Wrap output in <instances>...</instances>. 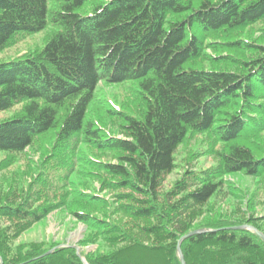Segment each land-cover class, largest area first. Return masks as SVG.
<instances>
[{
  "label": "trees",
  "instance_id": "obj_1",
  "mask_svg": "<svg viewBox=\"0 0 264 264\" xmlns=\"http://www.w3.org/2000/svg\"><path fill=\"white\" fill-rule=\"evenodd\" d=\"M259 23L264 0H0V52L21 37L54 28L39 51L0 63V113L23 104L15 117L0 121V153L20 154L42 137L54 139L52 156L38 173L39 189L23 199L14 192L6 202L0 199V219L10 223L0 236L17 237L61 206L54 195L70 194L81 162L72 142L80 141L116 154V162L93 163L119 178L111 187L127 188L121 197L133 204L121 208L152 220L140 229L155 245L123 232L119 238L134 243L126 247L132 253L126 261L122 252L107 256V264H140L131 247L146 249L158 264H182L178 243L191 231V213L221 190L222 177L264 174V150L248 143L264 131V44L228 43L254 54L238 57L221 55L220 43H207ZM209 47L220 54L208 53ZM130 81L138 85L141 109L131 114L111 104L122 135L112 136L90 118V107L101 82ZM190 132H210L229 146L219 165L187 170L164 192ZM87 200L100 202L98 196ZM198 230L181 243L187 264H264V240L257 233L225 225ZM40 255L13 254L0 242V264H81L75 255L61 262L55 261L57 252Z\"/></svg>",
  "mask_w": 264,
  "mask_h": 264
},
{
  "label": "rangeland",
  "instance_id": "obj_2",
  "mask_svg": "<svg viewBox=\"0 0 264 264\" xmlns=\"http://www.w3.org/2000/svg\"><path fill=\"white\" fill-rule=\"evenodd\" d=\"M87 9H91L90 4ZM53 30V26L50 25L44 30L16 40L0 52V63L39 51ZM237 41H255L258 44H264V23L242 31L217 35L209 38L207 43L222 44L223 53L221 55L223 56L250 57L254 55L252 52L246 54L245 51L228 47L230 43ZM207 52L214 56L220 54L212 51L210 47ZM209 65L208 62L204 63L207 68H210ZM222 68H228V66L222 64ZM138 93L136 82L130 81L123 84L101 82L96 91L95 100L90 107V118L108 134L121 137L122 135L119 133L121 123L109 113V108L113 107L111 104L119 105L122 109H127L129 113L137 114L141 109ZM22 107L23 104H20L11 110L1 112L0 121L15 117L21 112ZM53 141L54 139L49 135L38 139L32 147L27 148L23 153L16 155L0 153V164L5 165L0 172V199L3 200L2 202H6L5 199L11 192L23 199L28 193L39 189L38 173L52 156ZM245 142L248 141L242 143ZM248 143L264 150V131L251 137ZM72 144L75 147V149L72 147L76 153L75 158L81 162L76 164L71 177L68 197L64 194V190L58 191L54 197L60 201L59 208L47 214L17 237L10 235V238L5 240L3 236H0V242L3 241L11 253L24 254L23 257L29 258L37 254L44 257L57 252L59 256L55 261L61 262V259L66 260L69 256L75 255L81 264H90V259L97 264H107L106 257L112 254L118 255L119 252H122L123 260L126 261L127 253H132L128 252L126 247H129L130 243L133 245L134 243L121 242L119 237L123 232L136 236L142 245H155V242L140 229L151 224L152 220L134 218L128 207L121 208V205L133 204L128 199L121 197L128 191L127 188L111 187V183L119 178L110 176L93 163V161L116 162V154L96 150L91 145L80 141L72 142ZM228 146L219 142L210 132L202 134L190 132L176 152V169L167 176L163 191L170 190L187 170L201 171L219 165L221 153L226 152ZM222 181L221 190L207 204L191 213L194 222L190 232L198 230V228L225 225L229 228L250 230L254 233H256L254 231L256 229L264 235V174L254 177L244 172H235L225 174ZM81 192L86 194L84 198H81ZM91 196H98L100 202H89L87 199ZM76 212L92 217L95 222L79 219ZM97 221L102 224H97ZM9 224L5 219H0V233ZM107 226H118L121 231L109 234L105 230ZM243 226L254 229H244ZM260 238L264 240L262 237ZM135 246L137 245L135 244ZM129 249H133L137 255H141L142 262L140 264H148V262L158 264L159 262L155 261L154 257H148L144 248H142L144 251L135 247Z\"/></svg>",
  "mask_w": 264,
  "mask_h": 264
},
{
  "label": "water",
  "instance_id": "obj_3",
  "mask_svg": "<svg viewBox=\"0 0 264 264\" xmlns=\"http://www.w3.org/2000/svg\"><path fill=\"white\" fill-rule=\"evenodd\" d=\"M242 228H249V229H254L253 227H247V226H243ZM254 231L260 236V237H262L263 239H264V235L261 233V232H259L258 230H256V229H254ZM197 232H200V230H196V231H192V232H190V233H188V234H186V235H184L183 237H181V239L179 240V243H178V251H179V255H180V258H181V262H182V264H186V261H185V257H184V254H183V252H182V249H181V243H182V241L184 240V239H186V238H188V237H190V236H192L193 234H195V233H197Z\"/></svg>",
  "mask_w": 264,
  "mask_h": 264
}]
</instances>
